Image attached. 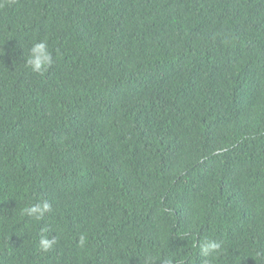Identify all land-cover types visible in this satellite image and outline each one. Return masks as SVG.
<instances>
[{
	"label": "trees",
	"instance_id": "16d2710c",
	"mask_svg": "<svg viewBox=\"0 0 264 264\" xmlns=\"http://www.w3.org/2000/svg\"><path fill=\"white\" fill-rule=\"evenodd\" d=\"M165 258L264 264V0H0V264Z\"/></svg>",
	"mask_w": 264,
	"mask_h": 264
},
{
	"label": "clouds",
	"instance_id": "9594fccd",
	"mask_svg": "<svg viewBox=\"0 0 264 264\" xmlns=\"http://www.w3.org/2000/svg\"><path fill=\"white\" fill-rule=\"evenodd\" d=\"M53 64V56L49 50V46L46 40H39L34 42L28 51V57L26 60V66L29 67L35 73H42ZM52 206L47 200H42L32 206L25 208L24 213L28 216H33L36 219H41L45 214L51 212ZM55 238L49 239L46 236H42L39 245L43 252L49 251L55 243ZM85 243V237H80V244L83 246ZM221 243L215 240L206 241L201 246V255L203 257H210L212 254L218 253L221 250ZM162 264H174L173 258H165Z\"/></svg>",
	"mask_w": 264,
	"mask_h": 264
}]
</instances>
